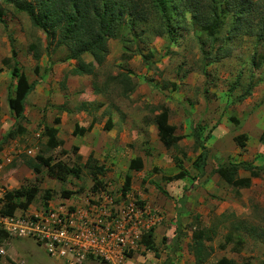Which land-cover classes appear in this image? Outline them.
Masks as SVG:
<instances>
[{
    "label": "rangeland",
    "instance_id": "rangeland-1",
    "mask_svg": "<svg viewBox=\"0 0 264 264\" xmlns=\"http://www.w3.org/2000/svg\"><path fill=\"white\" fill-rule=\"evenodd\" d=\"M119 1L125 13L115 26L117 35L107 41L108 53L104 61L97 64L89 53H83V62L93 61V72L91 75H73L69 71L78 62L67 59L68 49L58 46L52 50L53 45L46 48L43 30L32 23L29 15L19 11L12 2L0 0V138L14 123L8 104L2 103L8 93H13L12 64L16 63L28 81L35 83L33 91H37L32 92L26 101L25 119L19 120L25 132L7 140L1 148L11 149L5 155L10 154L13 158L2 167L5 170L0 172V186L9 190L20 185H37L38 192L29 206L44 204L50 198L79 200L88 197L92 193L93 178L86 169L79 177L68 175L66 181L61 182L48 176L44 167L36 173L23 164V158L34 157L45 149L44 126L57 127V138L64 141L62 147L66 144L68 147L65 155L58 154L61 146L48 153L69 162L76 161L74 145L89 147L94 142L86 131L83 134L74 132L75 123L85 128L90 120L103 124L101 131L106 129L108 120L111 127L117 125L121 130H129V135L136 131L144 142L146 140L145 147L151 145L157 153L160 146L157 130L156 133L150 132V127L154 115L162 107H167L170 109L169 119L176 127L175 133L181 138L174 147L165 150L160 165L155 164L148 170L150 179L146 177V183H134V195L136 200H143L144 205L155 210L156 206L141 198L140 191L157 188V183L162 185L163 175L188 171L192 178L189 184L192 206L185 222L188 221L181 226L189 239H177L176 249L184 251L179 256L174 254L173 246L168 250L171 244L163 237L149 251L139 246L137 251L128 255L124 264H195L185 245L191 241L189 233L198 229H203L209 236L204 239L205 251L209 253L207 264H216L221 257L232 259L236 264H264V167L247 187L233 188L219 181L218 187H212L206 196V191L203 194L196 192L200 176H196L198 171L193 168L192 161L200 149L191 134L199 124L207 132L210 130L222 137V146L217 147L205 141L208 138L206 131L203 134V143L211 154L219 149L225 151L224 156L213 154L209 158V171L216 159L219 162L226 160L227 153L238 158L237 152L232 150L234 139L229 144L228 130L223 128L230 122V117L237 118L236 125L250 120L248 133L253 135V144L245 151L241 150V154H246L247 160L255 165H263L258 159V146L262 145L256 131L264 128V25L263 14H260L264 13V7L258 9L264 0H258L252 11L251 5L241 0L242 7L247 5L250 13L242 17L239 26L235 21L238 8L233 0H223L220 7L229 11H222L225 17L215 39H211L198 23H192L193 18L186 6L185 11L179 9L182 0H166L170 1L168 12L174 18L170 33L164 30L160 33L162 15L158 0H141L145 4L139 13L134 9L133 0ZM200 1L202 5L203 1L211 0ZM220 11L221 8L218 13ZM199 16L203 18L200 12ZM4 59H8V63L4 64ZM121 73H128L130 84L120 85L114 80ZM248 89L250 93L246 94ZM241 95L244 97L239 99ZM85 101L89 103L91 113L79 108ZM56 118H59L58 124L54 123ZM101 131L95 142L103 141ZM126 147L125 153L130 158L140 156L143 149L139 138L127 142ZM28 149H31L30 154L26 152ZM88 155L95 157L97 164L108 158L105 152L91 150L82 156V160ZM105 177L108 180L113 176L109 177L106 172ZM123 178V172L113 177L116 189L121 186ZM184 187L186 185L179 186V189ZM64 189L71 193L65 195ZM45 190H50V197L43 196ZM202 204L206 207L202 208ZM161 211L159 213L166 217L167 211ZM163 222L164 218L155 227ZM0 250H3L0 264H66L49 256L45 247L30 237L7 236L0 241ZM83 264L101 263L95 259Z\"/></svg>",
    "mask_w": 264,
    "mask_h": 264
},
{
    "label": "trees",
    "instance_id": "trees-1",
    "mask_svg": "<svg viewBox=\"0 0 264 264\" xmlns=\"http://www.w3.org/2000/svg\"><path fill=\"white\" fill-rule=\"evenodd\" d=\"M12 2L19 11H25L32 23L43 30L46 38V48H50L53 45L52 50L58 46H65L69 55L67 59H76L78 64L70 69V73L73 75H91L93 72L92 62L85 63L81 59L83 53H89L92 59L97 63L101 64L107 53L108 39L115 37L117 35L115 26L117 22L123 19L125 9L122 7L119 0H6ZM126 3V0H122ZM223 0H211L210 2L203 1L201 5L200 0H182L180 2V8L185 11L184 6L188 8V12L191 13L193 18L192 23H197L200 27L206 31V33L215 39L214 35L217 33L222 18L225 17V13L228 9H223L220 7ZM228 1V0H226ZM246 3L251 5V11L257 6L258 0H244ZM169 2L166 0H158L160 7V12L162 15V30L167 33L172 32V26L174 23L173 15L168 12ZM235 6L238 10L235 11L236 23L238 26L241 24V19L247 13H250V9L247 5L242 7L241 0H233ZM134 9L136 13H139L141 7L145 4L141 0H133ZM201 6L203 8L200 11ZM264 7V4H260L258 9ZM221 11L218 13V9ZM202 14L203 18L200 19L199 16ZM1 13V12H0ZM262 15V23L264 25V13ZM138 15H136L137 17ZM15 54L12 52V57ZM37 58L38 55H35ZM144 57V55H143ZM8 63V59H4V64ZM10 73L12 78L15 79L13 83V93L7 94V104L14 119L12 127L7 129L0 138V149L3 147L7 140L15 138L18 135H22L25 132L24 126L19 122L21 119H25V105L27 101V96L30 92L34 90L35 83L28 81V78L24 72H21L19 67L12 64L10 68ZM114 80L119 81L120 85H128L129 75L128 73H121L114 77ZM233 89V87H231ZM231 89V90H232ZM96 92L98 90L94 89ZM249 89L246 94H249ZM244 95H241L239 99H242ZM88 104L86 101L82 102L80 109L91 112L88 109ZM99 107V106H98ZM98 107H95L96 109ZM169 109L167 107H162L158 113L153 117V121L156 126L157 136L162 144L166 148L174 147L180 140L181 136L175 133V126L169 124ZM230 121L233 123H238L236 117L231 116ZM105 128H109V120L107 121ZM55 124L59 123V118L54 121ZM86 128L80 127L77 123L74 124V132L78 134H83ZM57 127L45 125L43 129V136L46 137L45 144L43 145L45 149H41L34 157L23 158V164L28 168L34 170L36 173L41 172L42 167L46 169L48 176L56 178L61 182H65L67 176L79 177L82 170L86 169L88 173L92 175L93 184L91 186L92 192L107 191L109 189V194L114 197L118 195L125 196V194L130 190L131 185V174L126 172L124 174L123 183L120 187L111 188L106 182H104L101 175L104 173V166L97 164L96 159L91 156H87L82 160V155L77 154L78 146H73V151L76 156V161L69 162L68 160L61 159V157L56 156V154L48 153L50 150L56 149L63 145L64 141L57 138ZM205 132V127L196 124L192 131V136L196 145H198L200 151L192 161L193 168L198 171V174H203V168L206 164L208 157V149L205 147L203 136ZM207 132V131H206ZM211 131L208 130L206 136H210ZM248 136L246 134H239L234 137V142L237 146L243 149L246 146V141ZM259 141L264 149V128L259 137ZM47 154V155H46ZM59 155L67 154L65 149H60L58 151ZM57 154V155H58ZM143 167V162L140 156H134L129 160L128 169L139 171ZM264 167L254 165L253 162L242 161V162H232V161H220L216 159L215 165L212 169V173L218 174L220 179H222L226 184L233 188H244L250 185L251 177L258 176L260 170ZM242 168L250 172L249 177H240L238 175V170ZM260 169V170H259ZM187 174L186 171L180 170L177 173L171 175H163L162 180L169 181L173 179H179ZM156 187L164 192L159 183ZM82 190V187L81 189ZM50 190H45L43 196L45 198L50 197ZM38 192L37 185H20L19 187L5 190L2 196V209L1 212L7 213L12 212L15 208H26L31 201L34 199ZM65 195L71 192L64 189L62 191ZM136 200V199H135ZM136 205L139 207L145 206L143 200H136ZM154 227L150 228L146 234L142 236L141 242L143 246L150 250L154 248L153 232ZM207 233V232H206ZM203 229L194 230L191 233V241L188 243L187 247L194 257L195 264H207L206 260L209 257V253L205 251L204 239L209 238ZM8 235L0 231V241L6 238ZM216 264H236L235 261L227 257H221Z\"/></svg>",
    "mask_w": 264,
    "mask_h": 264
},
{
    "label": "built area",
    "instance_id": "built-area-1",
    "mask_svg": "<svg viewBox=\"0 0 264 264\" xmlns=\"http://www.w3.org/2000/svg\"><path fill=\"white\" fill-rule=\"evenodd\" d=\"M12 158L4 154L0 166ZM4 192L0 186V231L32 238L49 256L66 264L95 259L101 264H124L130 253L143 246L142 236L162 220L157 209L139 207L127 194L114 197L109 189L79 200L50 198L7 213L1 212Z\"/></svg>",
    "mask_w": 264,
    "mask_h": 264
},
{
    "label": "crops",
    "instance_id": "crops-1",
    "mask_svg": "<svg viewBox=\"0 0 264 264\" xmlns=\"http://www.w3.org/2000/svg\"><path fill=\"white\" fill-rule=\"evenodd\" d=\"M32 92L37 93V91H32ZM32 92H30L28 94L27 99L29 98V96ZM3 102L7 103V100L3 99L2 103ZM169 117H170V109H169ZM168 122H169V124L174 125L170 121V119H168ZM251 122H250V120H248V122H245V123L240 124V125H236L230 121L228 124L226 123V126H223V128L228 130L227 136L229 137V144L233 143L234 140L232 142V139H234V137L239 135V134L244 133L248 136V139L246 141V146L243 149H241L239 146L234 144V147L232 150H234V152H237L236 155L238 156V158L233 156V154L230 155V153H227V156L229 158L227 159V156H226V161H232V162L248 161L247 160L248 157L246 156V154H241V150L245 151L246 148H249V145L253 144V140H254L253 135L248 133V131L250 130V129H248V125L251 124ZM89 123L90 124L88 126L85 125L86 133L88 134L89 137L93 138L94 142L92 144H90L89 147H86L85 145L80 144L78 147L79 154H81L82 156H85L91 150H96V151L100 150L102 152H105V154H107L108 158L106 159V161L102 160V163H99L100 165H103L104 169H105L104 173L101 175V178H103L105 181H107V184L111 188H115L116 185H115V183H113V177H118L121 174V172H123V174H125L126 172H129L132 176L131 177V185H130V190L126 194L129 196V198L135 199L136 195H134V191L136 190V188H135L136 186L134 185V183L136 182L137 185H139L140 182L146 183L147 178L150 179V177H148V170H150V168L152 166H154L155 164L160 165L161 159L165 158V150L171 149L172 147L166 148L158 138L160 146H158V148L156 149L157 153H155V151L151 147V145L148 147H145L146 140L144 142L143 138L140 137V135H138L136 133V131H134L133 133H131L129 135V133H128L129 130H127V129L121 130L119 128V126H117V125H113L112 127L110 126L109 128L103 129V131H101L102 130L101 127L103 126V124L100 125L96 120L93 122L90 120ZM152 123H153V125H152V127H150V132L156 133V126H155L154 121ZM175 130H176V127H175ZM206 130L207 129L205 128V131ZM100 131H101L103 141L98 140L95 142V137L97 136L98 132H100ZM126 131H127V133H126ZM262 131H263V129H261L259 132L256 131L258 139H259ZM218 134L219 133H213V131H211V135L208 136L207 140H205V141L211 142L214 145H216L217 147L222 146V143L220 140V138H222V137H220ZM136 138H139V143L143 146V149L140 151V158L142 159L143 167L139 171L128 169V163L132 157L130 158L129 155L127 156L125 153L127 151V147H126L127 142H129L131 140H136ZM152 138H154V137H152ZM87 139L88 138L86 137L85 140H87ZM204 145H205V143H204ZM62 146L60 147V149H65V150L68 149L67 144L64 145V147H62ZM4 149L5 148L0 150V156L2 154L4 155L5 153L11 152V149L10 150H6V149L4 150ZM258 149L260 150V152H258L260 154L258 159L260 160V162H262L264 164V149L262 146H258ZM219 150L220 151H216L218 153L213 152V154L217 157L224 156L225 151H221V149H219ZM213 154H211L210 151H208V157L206 160V164L203 168V174L199 175L197 172V175H196V176H200V178L198 179L200 181V184H199L196 192H201L203 194V192L206 191V193H204L205 196L207 194V191H209L212 187H214V186L218 187V185L220 184L219 181L224 182L222 179H220L218 174L212 173V169H213L215 163L211 166V169H209V171L207 169V164H208L209 158L212 157ZM122 156H123V158H122ZM93 158L95 159V157H93ZM121 158H122V160H124V163L121 162ZM3 165H5V163H3L0 166V172L5 170V169L2 170ZM205 168L207 169V171ZM106 172H107L109 177H112V176L113 177L109 178L107 180L108 177H105ZM188 174L189 173L187 171V174L182 178L173 179V180H169V181L163 180L164 183L162 185L160 184V186L164 192H162L160 189L153 188V187L148 188L147 191H145V190L140 191L141 196L143 195V197H141V198L146 199L147 203L156 206L157 210L160 212H162L161 209H164L167 211V216L166 217L162 216V219L164 218V222L154 228V232H153L154 243L157 244L160 239H162L163 237H166L167 243L169 245L171 244V246L168 245L169 246L168 250L170 247L173 246L174 254H176L178 256L180 253H182V252L184 253V251L181 248L176 249L177 248V246H176L177 245V243H176L177 239L181 238V237H186V239H189V238H187V236L184 233V232H186V230L181 226V224H185L188 221L187 220L185 222L186 218L189 215L188 211L190 210V207L192 206V199L190 197L192 191H189V184H191L190 180H192V178ZM238 175L240 177H249L250 172L248 170L240 168L238 170ZM252 178L253 177H251V179ZM9 180H11V179H9ZM120 182H121L120 184L123 183L122 179L120 180ZM183 185H186V187H184V189H179V186H183ZM201 207L205 208L206 206H205V204H202ZM189 236H191V232L189 233ZM187 245L188 244L185 245V248L188 251ZM182 248H184V247H182ZM190 254H191V255H189L190 258L193 257L192 253H190ZM146 255H148L147 252H146ZM193 261H194V257H193ZM141 264H143V262Z\"/></svg>",
    "mask_w": 264,
    "mask_h": 264
}]
</instances>
